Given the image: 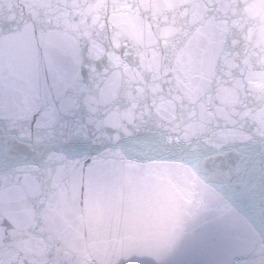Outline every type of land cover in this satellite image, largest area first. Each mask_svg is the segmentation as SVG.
<instances>
[{
  "label": "water",
  "instance_id": "obj_1",
  "mask_svg": "<svg viewBox=\"0 0 264 264\" xmlns=\"http://www.w3.org/2000/svg\"><path fill=\"white\" fill-rule=\"evenodd\" d=\"M242 3L264 20V0H0V171L39 163L47 144L74 158L77 185L111 206L101 264H264V79L240 35ZM200 5L202 26L179 15L199 18ZM138 20L179 29L161 34L159 75L144 66ZM126 117L145 136L189 135L160 152L186 172L149 177L104 158L92 138ZM8 182L0 175V264H17L29 235L42 238L36 204Z\"/></svg>",
  "mask_w": 264,
  "mask_h": 264
},
{
  "label": "clouds",
  "instance_id": "obj_2",
  "mask_svg": "<svg viewBox=\"0 0 264 264\" xmlns=\"http://www.w3.org/2000/svg\"><path fill=\"white\" fill-rule=\"evenodd\" d=\"M172 7L179 9L178 5ZM247 7V3H242L238 9V19L242 21L238 27L243 29L247 24L248 29L241 31L240 35L246 44L258 49L262 68L260 78L264 79V20L251 19ZM185 14L189 22L198 27L206 24L207 10L203 5L198 7L199 18L193 16L191 8L179 11L180 16ZM137 22L144 32V40L139 47L146 70L154 76L169 70L164 63V55L159 52L163 48L159 41L164 31L168 33V40L177 39L179 29L165 25L153 31L145 21ZM193 70L188 67L180 72L182 75L184 71ZM173 112L174 106L170 102L166 110L156 109V115L162 121H171ZM138 126L131 117H126L123 124L113 125L115 131L111 134L98 129L92 143L122 172L134 170L149 177L167 174L175 178L183 175L186 169L161 163L164 157L160 152L162 146L164 149L181 144L187 146L189 135H178L175 139L167 135L149 137L139 134ZM83 138L89 139L86 133ZM39 154L42 156L39 163L20 161L0 171V175L9 181L2 186L4 191L26 188L25 198L38 208L35 228L42 241L29 235L31 243L22 244L17 249V264H101L99 253L107 246L112 229L111 206L106 193L97 187L78 186L74 172L77 161L54 145H44Z\"/></svg>",
  "mask_w": 264,
  "mask_h": 264
}]
</instances>
